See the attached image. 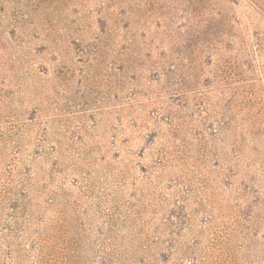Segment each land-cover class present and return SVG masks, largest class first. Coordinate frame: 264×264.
Instances as JSON below:
<instances>
[{
    "label": "rangeland",
    "instance_id": "rangeland-1",
    "mask_svg": "<svg viewBox=\"0 0 264 264\" xmlns=\"http://www.w3.org/2000/svg\"><path fill=\"white\" fill-rule=\"evenodd\" d=\"M0 264H264V0H0Z\"/></svg>",
    "mask_w": 264,
    "mask_h": 264
}]
</instances>
